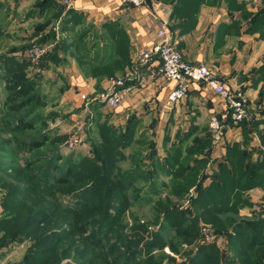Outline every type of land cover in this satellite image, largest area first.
<instances>
[{"label":"trees","instance_id":"obj_1","mask_svg":"<svg viewBox=\"0 0 264 264\" xmlns=\"http://www.w3.org/2000/svg\"><path fill=\"white\" fill-rule=\"evenodd\" d=\"M195 1H200L197 3L199 6L202 1L210 3L209 0H191V3ZM227 1L231 11L239 12L240 17L226 28L239 31L246 25V33L258 34L264 40V0H259L255 12H248L244 2ZM36 3L34 11L39 12V18L44 17V23L36 25L32 38L39 36L36 42L39 46L55 44L39 58L41 65L47 60L59 62L56 52L60 51L71 53L86 77H95L98 83L105 76L123 73L128 66L129 55L123 29L110 25L106 38L110 44L108 49L99 50L95 42L90 52L85 54L83 41L86 30L82 29L84 32L71 37L76 26L86 28L83 16L71 8L62 15L65 7L57 0ZM194 5H178L177 13ZM174 12L176 10L173 9ZM58 22L60 34L66 32L65 38L69 37L68 44L55 43L53 28ZM93 50L96 52L91 58ZM21 64L18 69L23 70L17 83L21 89L15 95L21 94L22 98L17 106H29L31 110L41 102L33 95L26 98L35 86L29 85L31 82L24 72L27 66ZM31 101L34 102L32 105ZM4 119L5 123L1 124H6L5 132L26 128L21 127L26 119L23 115L8 120L7 117L2 118L0 112V120ZM241 123L246 142L247 123ZM139 126L140 121L134 116L126 120L122 129L110 126L105 131V123L101 122L97 124L100 143L95 145L93 157L76 161L68 158L64 167L56 164L61 156L51 157L52 161L44 166L45 172L41 171L42 167L32 168L37 172L33 176L15 171V175L2 186L5 191L1 192L0 198V260L5 254L1 250L29 242L16 264H161L162 257L152 254V251L159 245L157 237L162 227L167 225L179 229L173 235L174 241L190 244L192 239H196L198 224L202 221L211 225L217 237L225 238L226 248L223 250L213 244L196 253L191 251L195 256L182 264H264V219L258 215L239 217V210L249 205L246 192L264 181V154L261 160L252 162L251 154L245 148L241 149L237 144L227 146L224 159L218 162V170L212 173L210 183L202 186L201 182H195L198 176L202 181L206 177L202 172L209 164L208 153L212 148L208 134L193 137L194 132L189 130L177 135L174 145L166 149L164 159L158 161L157 154L151 153L152 141L145 139L142 132L138 134ZM45 136L47 139L46 134L30 138L26 143L28 149L42 146L39 143H44ZM260 141L264 144V133L260 135ZM127 149L131 150L129 158L123 155ZM204 151L205 154L201 155ZM144 157L151 161V169L142 168ZM127 160L132 166L121 170L118 165ZM106 165H113L114 169L109 170ZM152 169L166 176L167 182H157ZM21 180L22 183H18ZM139 182L143 183L141 187ZM193 186H196V195L186 209L180 208L172 199L183 198ZM163 193L164 198L160 196ZM136 204L151 205L154 218L146 222L137 217L133 219L132 227L126 229L124 214ZM153 227L159 230L151 229ZM228 246L232 252L235 251L234 258L228 257Z\"/></svg>","mask_w":264,"mask_h":264},{"label":"crops","instance_id":"obj_2","mask_svg":"<svg viewBox=\"0 0 264 264\" xmlns=\"http://www.w3.org/2000/svg\"><path fill=\"white\" fill-rule=\"evenodd\" d=\"M234 1L244 2L248 12H255L260 4L259 0ZM57 2L62 5L60 0ZM199 2L147 0L143 5L134 7L121 4L120 0H71V10L83 16L86 28L82 29L99 36V50L106 51L110 46L106 39L110 25L114 27L115 24L124 30V41L127 42L129 51L128 66L123 73L117 75L127 72L132 74V91L124 95L122 103L116 109L103 106L111 114H122L123 117L125 115L126 120L134 116L140 121V126L144 124V118L150 116V129L153 130L152 134L155 132L153 141L150 139L153 147L159 146L163 149L168 142V149L174 145L177 135L185 134L189 130L194 132L193 137H204L208 134L212 142L207 123L211 114L220 113L222 102V98L203 85L193 84L185 98L170 104L167 97L175 84L166 81L158 73V61L135 65L136 55L154 45L159 21L168 22L171 41L187 62L192 65L205 63L227 89L244 93L249 114L244 121L247 123V141L245 142L242 123L228 127L223 142L216 150L208 153L209 163H212V175L218 170L217 164L223 161L229 145L237 144L241 149L245 148L250 152L252 162L261 160L264 154V144L260 141V135L264 133V40L258 34L246 33V25L239 31L226 28L240 17L239 12L231 11L227 0H209L210 3L202 1L200 6L197 5ZM188 3L197 6H188L182 13H177L178 5L183 7ZM173 9L176 10L174 14ZM65 13L66 8L62 15ZM37 20H40L39 17ZM58 25L59 22L55 26L56 31ZM78 28L76 26L75 30ZM95 52L93 50L91 58ZM108 77H103L100 83L96 79H89L92 82L86 84L89 85L86 88L89 99L102 89ZM88 93H92V97ZM140 126L138 134L143 131ZM209 183L210 180L204 186ZM245 195L249 205L239 210V216L244 214L246 218H250L258 215L264 219V181L248 190Z\"/></svg>","mask_w":264,"mask_h":264},{"label":"rangeland","instance_id":"obj_3","mask_svg":"<svg viewBox=\"0 0 264 264\" xmlns=\"http://www.w3.org/2000/svg\"><path fill=\"white\" fill-rule=\"evenodd\" d=\"M36 1L40 0H0V112L2 118L7 117L8 120L17 115L26 117L25 122L21 124V127L25 126L26 128L13 132H5L4 126L6 124H2L5 123L6 119L4 121L0 120V149L4 150L0 152V198L2 197L1 192L5 191L2 186L15 175V171H24L28 176H33L37 172L36 169L32 168L42 167L41 171L45 172L44 166L52 161L51 157L61 156L60 161L56 162L55 160L53 162H56L57 165L60 164L59 167H64V161L68 158L72 161L83 157L91 158L93 157L91 156L92 151L97 148L95 145L100 143L97 124L105 123L104 129L107 131L110 126L115 127V129H122L126 122L125 115L123 117L122 114L109 113L102 103L93 102L92 99L89 101L81 99L83 94L88 96L86 88L89 85L86 84H92L89 79L92 80L95 77H86L71 53L57 51L56 56L59 62L47 60L44 65H41L39 59L32 60L29 58L28 51L30 49L41 48L46 53L55 45L39 46L36 44L39 36L35 37L36 39L32 38L36 25L44 23L43 16V18L37 20L39 12L34 11L37 8ZM56 25L57 23H55ZM55 26L53 29H55ZM81 29L74 30V34L71 37L84 32ZM88 32H86V37L83 41L85 54L90 52L92 44H95V42L99 44L101 41L95 33ZM54 33L55 43L58 41L65 44L69 43L67 40L69 37L65 38L66 32L60 34L58 30H54ZM21 63L27 66L24 72L25 77L31 82L29 85L35 86V90H31L27 97L24 95V98H30L33 95L41 102L38 107L35 105L36 107L31 110L29 106H17L22 98L21 94L15 95L21 89L17 84L20 82V75L23 70V68L18 69V66L22 65ZM89 95L92 97V93ZM30 103L32 105L34 102L31 101ZM11 107L17 108L12 109ZM143 121L144 124L140 126V129H143L142 134L145 139L153 141L155 132L152 134L153 130L150 129V116L144 118ZM103 133L107 134V132ZM43 134L47 135V139L45 136L44 139L46 141L44 140L43 144L39 143L42 146L28 149L26 143L30 141V138ZM160 134L161 132H159ZM167 143H165L163 149L155 146L151 150L152 154L157 152L158 161L163 160L166 156ZM130 151L127 149L122 153L126 158H129ZM205 152H202L201 155L205 154ZM135 158L136 156L132 160H135ZM33 163L36 164L32 165ZM132 163L134 164V162ZM211 164H207L203 169L202 173L206 176L203 181L198 176L195 184L199 181L204 186L211 179V172L213 171ZM130 165L129 160H127L122 161L118 167L121 170H125ZM99 166L102 168V164H99ZM112 166L106 165V168L109 170L114 169ZM142 168L145 170L151 169V161L144 157ZM152 171L157 182H167L168 178L162 173L155 169H152ZM116 174L119 175V173ZM18 183L21 184L22 180ZM135 183V188L137 189L136 180ZM142 185L143 183L139 182L138 186L141 187ZM195 188L196 186L191 187L183 198L178 200L173 198L172 200L177 205H180V208L186 209L190 205L191 198L196 195ZM160 196L164 198L165 193ZM1 207L0 200V214ZM154 214L151 205L137 206L136 204L134 207H130L124 214V219L127 223L126 229L132 227L133 219L139 217L141 220L150 222L153 220ZM239 217L246 218L244 214ZM151 229L159 230V228L154 227ZM178 232L179 229L169 228L167 225L159 231V236L157 237L159 245L155 247L152 254L162 257L161 264L186 263L187 260L195 256L193 254L198 250L209 248L213 244L218 245L223 250L226 248L225 238L217 237L215 231L208 223L199 222L198 237L196 236V239H192L193 241H188H192L190 244L185 241L176 243L173 235ZM29 244V242L14 244L7 249H3V251L1 250L2 253H5V258L0 262L2 264L18 263ZM228 253L229 258L235 257V251L232 252L229 246ZM65 261H68V259ZM230 263L233 264L232 262L224 264Z\"/></svg>","mask_w":264,"mask_h":264},{"label":"built area","instance_id":"obj_4","mask_svg":"<svg viewBox=\"0 0 264 264\" xmlns=\"http://www.w3.org/2000/svg\"><path fill=\"white\" fill-rule=\"evenodd\" d=\"M60 1L66 9L71 8V0ZM146 1L120 0V3L139 7ZM155 35L154 45L136 55L135 65L158 61V73L166 81L175 84L167 97L170 104H175L185 98L189 87L193 84L203 85L222 98L220 113L211 114L207 123L212 138L211 151L216 150L224 140L226 129L239 125L249 117L248 103L244 93L240 90L227 89L205 63L192 65L187 62L171 41L167 21L158 22ZM44 53V49L35 47L28 51V56L32 60H38ZM132 80V74L129 72L124 75L110 76L105 80L102 89L91 99L93 102L102 103L109 109H116L122 103L124 95L132 91L130 87ZM81 99L90 100L85 94L81 96Z\"/></svg>","mask_w":264,"mask_h":264}]
</instances>
